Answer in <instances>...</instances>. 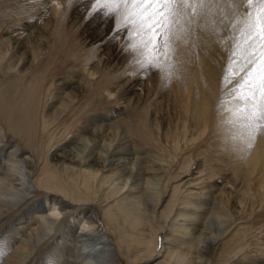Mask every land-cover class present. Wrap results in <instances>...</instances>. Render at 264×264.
<instances>
[{
  "label": "rangeland",
  "instance_id": "1",
  "mask_svg": "<svg viewBox=\"0 0 264 264\" xmlns=\"http://www.w3.org/2000/svg\"><path fill=\"white\" fill-rule=\"evenodd\" d=\"M66 1L67 0H63V4L65 8H67L66 10H71V8L67 7L68 5L72 8L74 7L73 13L75 15L72 14V21L77 20V26H81L80 24L82 22L80 21H83L82 27L83 24L84 27H80L81 29L78 28L80 30L79 35L78 33L75 34L74 30H71V26H69L72 25L71 18L67 20L65 18V20H63V14L51 24L47 23L48 14L43 11V6H41V3L37 0H0V47L8 48V46H11L12 44L15 47L14 51L1 63V68L6 70L8 64H10L16 55L18 56V53L23 54L22 67L27 62L31 61L32 54L38 55L37 66H35V73L37 75L33 74L36 79L31 76L23 81H20V75L15 74L13 70L10 71L8 68L7 70L9 72H7L4 76H1L0 74V100L3 102L5 100V103L8 105V112L5 111V108H2L1 112H3L5 117L8 119L9 117H13L15 121H20V124L18 123V126H16L18 134L35 135L36 142L35 146L32 145L31 148L29 146H24V142L22 143L17 138H10L12 140H16L17 144L22 147V150H25L23 153H27V151L34 152V154L40 159L38 166L40 170L46 165L49 169V174H58L61 178L65 177L63 181L65 183L66 178L72 176L73 174L63 172L64 167L60 164H69V160H64L63 155L65 154L64 152H67L69 147L75 142L73 137L79 133L80 136H84V138L91 143L98 135L93 134V130H91L90 127L85 128V125L90 118L96 117L95 119H98L106 114L113 117L115 116L114 113L119 115L125 112L126 118L129 119L132 128L126 132L125 135L117 137L115 140L117 144L126 145L129 148L139 147L137 149V157L139 158H143L147 154L149 156H153L159 153L163 156L165 164L167 163L168 165L169 161L173 157L176 158L175 163L168 168H172L169 172L168 178H170V180L168 183L165 182L167 181V178L165 181L164 178L161 180H151L154 184L158 182V187H163L162 204L158 208L156 214V230H158L157 233L159 234L154 255L150 258V260L148 259L149 261L145 260L144 257L146 255L142 256V259H139L137 262L135 261L133 264L164 263L167 250L170 245H168V243L166 244V242L164 243L163 241L166 234V230L163 228L165 227L167 229L166 226L169 223L167 224L168 219L165 221L166 215L160 217V213L164 211L168 204L171 203L172 205L173 202H170L171 196L173 194L174 187L178 185L179 187H183L181 192L183 196L187 194L184 190L188 189L193 192H197L196 194L201 193L214 196L219 194L218 190L220 188L227 187L226 191H230L233 194L227 203V208L229 210L230 217L235 221V226L234 228L231 227L230 229L232 230L229 229L230 234L224 237L217 244L218 248L216 247L217 250H215V254L219 251L224 253L231 252L235 246L234 242L245 237L243 239V241L245 240L244 250L250 252L258 250L259 252L257 254L263 253L264 256V252H260L264 249V159H261V157H263L261 155H264V145L262 144V142L264 143V124L259 127L245 128V121L242 118L245 108H247L250 112L255 111L256 104L264 100V94H262L259 90V85L261 81L264 80V25H261L258 19L261 15H264V5L256 2H253L252 4H248L246 2L241 4L239 3V0H217L218 2L215 0L213 3L206 2L202 4L209 6L210 8L213 7L215 3L219 4H215L213 7L215 12L211 9L209 11V7H203L202 5L196 6H202L204 11L202 10V7L200 9L192 8V10H195L194 12H197L196 10H198L202 14L200 15L199 12L194 14L193 12L195 17L192 18L194 21L196 19L198 20L200 16V20L198 21H202L200 22L202 28H200L198 21V24H194L193 21H191L192 25L194 24L193 26H196L197 24V28H195V30L201 31V29H204V26L207 27L209 23L207 32L210 33L208 35L205 33V29V31L202 30L201 33L203 34V38L201 39L208 43L211 41L210 39L215 38V42L213 41L214 39H212L213 42L211 41V43L216 46V50L211 52L209 55L210 57H207L206 65L203 66L199 72L200 80L198 84L201 89L203 88L204 90L202 89V91L199 92V89L195 90L196 87L194 86L190 106L192 111L191 113H189V111L188 113H184L181 109L180 103L176 102L173 98L172 76L174 75H171V72H169V67L162 70L156 65L157 67L155 70H150L146 79L150 82V85H147L150 92L144 96L142 101L138 103H135L133 99L139 95V89H132L128 87L124 81H122V77L129 74L127 70L128 68L124 67L127 65L129 60H133V58L136 57L135 54H137L136 50L138 46V38H141V35L143 36L148 32L142 28L141 21L136 17L142 10L145 9L144 7L146 5V7H149L148 2H144L145 6H142L141 10H139L140 8L137 9V13L135 14L136 16H133L135 18H129V16L123 12L125 11L124 7H126L127 4L124 5V7L110 4L111 8L105 4H98L99 9L97 10L96 6L98 7V5H96L97 3H95V0H91V2L87 5H84L86 0H79V2L78 0H68L70 4ZM79 3L82 4L80 5ZM75 5L78 10H76L77 8ZM184 5L189 6L188 9H190V6H194V3ZM88 6H90V9ZM169 6L171 5H162V7L166 9V13ZM115 7L120 10L119 14H117L118 12L117 9L115 10ZM205 7L207 11L205 10ZM80 8L85 10L82 11ZM93 8H95V12L92 11ZM100 8L103 10H100ZM121 8L124 10L122 9V11ZM192 10L190 12L193 17L194 15L192 14ZM110 11H115L116 13ZM104 12L107 15H103ZM165 12H162V20L160 22V24L162 23V28L159 29L160 31L162 29L164 30V41H162V44H165V40L170 38L168 33L172 30V28L173 30L177 28V25H173L169 28V23L171 24L174 18L170 17L171 14L163 16ZM203 12H207L204 13L207 17L203 15ZM208 13L210 17H208ZM111 14H115V17H111ZM80 15L81 17L86 16L87 19L85 17L80 19ZM95 15H99V17H96ZM201 16L203 18H201ZM120 17H123V19L121 18L122 24L119 23ZM103 18L105 22L109 24V28L104 35L106 38H100L101 35L99 37L97 34H94L93 29L89 27L91 25L93 26V24H90L94 23L92 21H95V23L100 22ZM166 18L167 20L165 21ZM124 19H126V23L124 22ZM203 19L207 22L206 24ZM184 20L186 22L187 18ZM184 20L182 23H184ZM210 20L213 21L211 22ZM111 21H113V24H110ZM248 21L257 25L252 30L251 36L248 34L249 28L246 25V22ZM174 24H178V22H174ZM165 25H168V27ZM120 26H122V28ZM114 27L115 29L113 30ZM113 31L118 32V44L116 43L117 37L114 36L115 33H113ZM37 34H42L44 36L39 44L35 42L36 37L38 36ZM206 34L207 40L205 39L206 37L204 38ZM31 38H34V43ZM216 39L221 43H219ZM253 40H255V44L252 43ZM8 41H10V43H8ZM27 41L30 42L28 47V44L26 43L25 45L24 43ZM103 44L106 47V50L104 51L106 53L102 56V60H104L105 64L103 67L101 66L102 63L100 64L99 76H97L96 79L91 80V78L87 77L83 72V69L85 68L84 62L87 61V58L91 53V50H89L90 46L97 47L98 45V47L102 49ZM219 44H222V46ZM126 45L133 50V53L125 50ZM191 46L189 49L193 47ZM39 49H41L42 52L39 51ZM192 49L189 51L192 52ZM108 50L109 53H107ZM194 51L196 54L198 53L197 50ZM146 52L148 54V51H145L144 53L150 60ZM149 52L151 59L157 61L158 64H161L159 59L161 60L163 58V51L160 50L159 52H155V49H151ZM196 54H194L195 59L197 56ZM195 62L197 63V60H195ZM141 71V69L137 68L136 74L145 80V76L141 73ZM41 74H43V78ZM39 75L40 78L37 80ZM120 75L123 76L118 78ZM128 77H130V75ZM78 81L85 82L89 90L78 89V105H76L74 109H70L69 113L63 117V120L58 125L53 126L49 133L43 134L41 132V122L44 120V116H46L48 112L46 110L50 106V103L53 104V102L59 97V94L63 93L62 90H64V88H79L77 87ZM159 81L161 82L158 83ZM238 82H242V85H245V89L241 84L240 87L242 88H237ZM122 84H124V86H121ZM252 87L257 88L255 92V100H249V103L244 105L241 100L237 98L252 97L253 92L250 91V88ZM239 90H241L242 94L239 93ZM202 92H204V95ZM107 93H112L114 95V99H109ZM234 95L236 97H234ZM169 96H172V98H169ZM206 97L208 99L211 98L208 103L207 112L204 113V115H199L198 113L202 110L200 112H195L194 108L199 107L201 99ZM193 98L195 99L194 101ZM224 98L227 100H224ZM148 100L153 102H149ZM154 100L157 101L156 103L160 101L163 102L164 100L165 102L163 104L162 102H160L161 104H157L154 111V108L150 106L151 103L156 104ZM170 101L173 103L171 104ZM124 104L129 105L124 106ZM192 105L194 106L192 107ZM224 106L226 112L228 111L226 114L224 112L225 110L222 108ZM229 108H232V111ZM163 109L165 111H163ZM229 112H231V114L228 115L230 117L227 116ZM189 114L191 115L189 116ZM24 120L25 123H23ZM97 123L102 125L105 122L99 121ZM35 127L37 132H35ZM107 133L108 132H104L102 136ZM256 144H258L259 148H262L258 150L257 156L254 157L248 165L244 164L250 154V151L257 146ZM261 144L263 146H261ZM47 151L51 167L43 161V156L45 158ZM95 157L97 159L98 155ZM144 160L145 159L138 160L139 162H137L136 165H139ZM94 161L92 163H94ZM53 164L59 165L54 167ZM53 168H56L57 171ZM183 170L186 171L184 172ZM249 180L252 181L250 182ZM131 182L141 183V181L133 180H131ZM191 185L193 187H190ZM239 186L242 187L240 191L237 190ZM110 194H112L111 191H104L97 194V203L93 206L95 211L94 217L96 220L101 221L105 211L109 210L112 205H115V200L113 201L114 197L105 201V198ZM234 194H236L235 197ZM236 196L243 199V206L239 204V198L236 199ZM39 198L40 197L32 198L29 202H33ZM183 198L184 197H181L182 200L190 201L192 203L203 200V196L199 195H195L193 197L188 196V200ZM22 210L15 213L9 222H13L14 219L21 214ZM179 223L183 222L180 221ZM216 223V220H214L212 225H209V230L206 231L210 236V240H212L216 235ZM78 228L79 223H77L76 226L77 231H79ZM109 237L113 243L116 242L113 234H109ZM49 245L50 244L45 246L46 248L42 247V255L45 250L49 249ZM119 247L121 252L116 253V255L121 264H131L134 258V253L130 251L126 254L124 246L119 245ZM135 247L136 246L134 245L132 248L134 249ZM170 248L174 247L171 246ZM211 256V254L210 256L206 255L212 263L213 261ZM259 256L262 257V255ZM258 259L260 258L258 257ZM44 262H39L38 264H45ZM210 262L208 264H210Z\"/></svg>",
  "mask_w": 264,
  "mask_h": 264
},
{
  "label": "bare ground",
  "instance_id": "2",
  "mask_svg": "<svg viewBox=\"0 0 264 264\" xmlns=\"http://www.w3.org/2000/svg\"><path fill=\"white\" fill-rule=\"evenodd\" d=\"M37 1L41 3V6H43V11L48 14L47 23L49 24L55 21L62 14L64 16H61L63 20H65V18L66 20L71 18L73 16L72 14H74V7L72 8L70 5H68L70 0L66 1L68 2L67 7L71 8L69 11L66 10L67 8H65L63 0ZM90 2L91 0H86L84 5H87ZM144 2H148L149 7H146L147 5L145 6ZM144 2H141V0H120L119 3H113L115 4L114 6L120 5L123 7L127 4L126 7H124L125 11H123V8H121V10L123 9L122 11L125 12L129 18H135L133 16L137 13V9L140 8L139 10H141V7L145 6V9L143 8L144 10H142L141 13L139 11L140 14L135 16L141 21L142 28L148 31L143 36L141 35V38H138L139 40L136 50L137 54H135L136 57H134L133 60H129L127 65L124 67L128 68L127 70L129 74H126L125 77L120 75L118 78L122 77V81H124L128 87L136 90L139 89V95L133 99L135 103H138L142 101L144 96L150 92L147 86L150 85V82L149 80H146L148 73L152 69L150 65L155 63L158 68L162 70H165L167 67H169V72H171V75H174L172 76L173 98L176 102L180 103L181 109L184 113H188V111L191 113L192 108L190 106L192 100V90L194 89V86L196 87L195 90L199 89V92H201L203 89H201L200 85L198 84L200 80V69L206 65L207 57L211 54V52L216 50V46L211 43L212 39H214L213 41L215 42V38L210 39L211 41L209 40L210 42L208 43L201 39L203 38V34L201 33L202 30L205 29V33L209 35L210 32H207L209 23L207 27L204 26V29L199 31L195 30V28H197L198 23L200 24V22H202L198 21L200 20V16L198 20H194L196 22H194L192 19L195 17V13H200L198 10H196L197 12H194L195 10H192V8L200 9L202 6L204 7L206 5H202L200 3H194V6L191 5L190 9L192 10V14L194 12L193 17L191 16V10L188 9L189 6L184 4H173L169 6L167 13L165 12L163 16L171 14V16H169L173 17L174 19L173 22L170 21L171 24L169 23V28L173 25H177V28L174 30L172 28V30L168 33L170 38L165 40V44H162V41H164V30L162 29L163 31H160L159 29L162 28V23L160 24L162 20V12H160V9L163 7L160 4L152 3L151 0H144ZM79 4L81 5L82 3ZM196 5L202 6L197 7ZM108 6L110 7V4ZM89 7L90 6H88V8ZM203 7L202 10L204 11ZM213 7H209L208 10H213ZM96 8L98 10L99 5L98 7L96 6ZM176 8L180 9L179 14L173 11ZM94 9L95 8H93L92 11H94ZM101 9L102 8H100V10ZM116 9L118 12L117 14H119L120 10L115 7V10ZM76 10H78V8ZM83 10L85 9H82V11ZM213 11L215 12V10ZM105 12L103 15L107 13ZM204 13L207 12H203V15ZM111 15V17H113L115 14ZM200 15L202 14L200 13ZM204 16L207 17V15ZM83 17L87 19L86 16ZM83 17L80 15V19ZM96 17H99V15ZM123 17H120L119 23H121ZM208 17H210L209 13ZM186 18L187 21L185 22L184 19ZM201 18L203 17L201 16ZM125 20L126 19H124V22ZM166 20L167 18L165 21ZM183 20L184 23H182ZM203 20L205 22V19ZM76 21H72V25L69 26H71V30H74L75 34L78 33L79 35L80 30L78 28L82 27L83 21H80L82 22L80 24L81 26H77ZM191 21H193L194 24L197 23V21L198 23L196 26H193L194 24L192 25ZM210 21L212 22L213 20ZM92 22L94 23L90 24H93L94 27L92 25L89 26L90 24L86 26L92 28L94 34H97L99 37L101 35L100 38H103L109 28V24L105 22L104 18L100 22ZM112 22L113 21H111L110 24H113ZM174 22H178V24H174ZM206 23L207 22H205V24ZM120 27L122 28V26ZM166 27H168V25ZM200 28H202L201 24ZM114 29L115 27L113 30ZM113 33H115L114 36L117 37L116 43L118 44V32L113 31ZM207 34L204 36V38L207 36ZM42 38H44L42 34L38 35L35 42L39 44ZM205 39L207 40V37ZM88 40L91 41L90 39ZM8 43H10V41H8ZM24 43L25 45L27 43L28 47L30 42L27 41ZM98 45L97 47L90 46L89 50H91V53L89 54L87 61L84 62L85 68L83 69V72L87 77L91 78V80H94L97 76H99L100 64L102 63V67L105 64L104 60H102V56H104L106 53L104 52L106 47L103 44L101 49L98 47ZM160 45H164L163 48L159 49V51H163L162 54L164 55L161 60L159 59L161 64H158L157 61L152 60L151 56H149L151 52H149V50L157 49ZM219 45L222 46V44ZM190 46L193 48H191L193 50L192 52L189 51L191 50L189 49ZM14 49L15 47L13 44L8 46V48L0 47L1 76H4L7 72H9L7 70L8 68L10 71L13 70L15 74L20 75V81H23L31 76L36 79L33 74H36L35 66H37L38 62L37 54H32L31 61L27 62L22 67L23 54H19L17 52L18 56L16 55V57H14V59L6 67V70L1 68V63L14 51ZM194 50H197L198 53L196 54ZM39 51L42 52L41 49H39ZM145 51H148V54L147 52L146 54L150 60L146 57L144 53ZM107 53H109V50ZM193 53L197 56L200 53V55L198 57L196 56L195 59ZM195 60H197V63ZM137 68L142 70L141 73L144 74L145 80L136 74ZM129 75L130 77H128ZM41 76L43 78V74H41ZM39 78L40 75L37 77V80ZM160 82L161 81L158 83ZM240 84L242 85L243 83L238 82L237 88L240 87ZM121 86H124V84ZM77 87L79 88H64V90H62L63 93L59 94V97L53 102V104L50 103V106L46 110L48 112L46 116H44V120L41 122V132L43 134L49 133L53 126L58 125L63 120V117L69 113L70 109H74V107L78 105L77 90H87L88 88L87 84H85L83 81H78ZM241 88L242 87H240V89ZM239 91V93H241V90ZM203 93L204 92H202V94ZM107 94L109 99H114V95L112 93ZM234 97L236 96L234 95ZM169 98H172V96H169ZM225 99L226 98H224V100ZM194 100L195 99L193 98V101ZM209 100H211V98L208 99L206 97L201 99L199 102V107H195L194 111L200 112L202 110L198 114L204 115V113L207 112V107L209 105L208 103L210 102ZM148 101L150 102L151 100ZM154 101L155 103L157 102L156 100ZM160 102L156 104H150V106L154 108V111L155 106H157V104ZM164 102L165 100L162 102V104ZM172 103L173 102H171V104ZM128 105L129 104H124V106ZM193 106L194 105H192V107ZM2 108H5V111L8 112V105L5 103V100L4 102L0 100V253H2V255H0V264H38L39 262L42 263L44 261L45 264H121L119 258L116 255V253L121 252L119 245L124 246L126 254H128L130 251L134 253V258L131 264L135 263V261L137 262L139 259H142L141 257L145 255V260H150V258H152L154 255L159 234L157 233L158 230H156V214L163 200V187H158V182L154 184L151 182V180H161L164 178L165 181L167 178V181L165 182L168 183L170 180V178H168L169 172L172 170V168H168L175 163L176 158L173 157L169 161L168 165L167 163L165 164L163 156L159 153L153 156H149L147 154L145 157L139 158L137 157V149L139 147L129 148L126 145L117 144L115 141L117 137L125 135V133L132 128L129 119L126 118L125 112L119 115L114 113L115 116L113 117L109 116L108 114L99 117L98 119H95L96 117H92L87 121L85 128L90 127V129L93 130V134H97L98 136L93 139L94 141L91 143H89L88 140L84 138V136H80L79 133L73 137L75 142L69 147L67 152H64L65 154L63 155L64 160H69V164L64 165L59 163L64 167V169L62 167L63 172L73 174L72 176L66 178V182L64 183L63 181L65 177L61 178L58 174H49L50 172L46 165L40 170L38 168L40 159L34 154V152L27 151V153H23L25 150H22V147L17 144L16 140H12L17 138L22 143L24 142V146H29L32 148V145L35 146L36 136L32 134H18V129L16 126H18L20 121H15L13 117H9V119L6 118L5 114L1 112ZM222 108L224 109L225 106ZM229 109L231 110L232 108ZM163 111L165 110L163 109ZM224 112L226 114L228 111L226 112L225 110ZM229 114H231V112H229L227 116ZM190 115L191 114H189V116ZM99 121L105 123L100 125L97 123ZM23 123H25V120ZM35 130V132H37L36 127ZM104 132L108 133L102 136ZM262 144L264 145L263 142ZM262 144L261 146H263ZM256 145L257 146L250 151V154L246 159L247 163L245 162L244 164L248 165V163H250V161H252L253 158L257 156L258 150L262 147L259 148L258 144ZM47 150L49 151L48 148ZM48 151L45 154V158L43 156V161H45V164L50 166L51 164L48 159ZM96 155H98L97 159L95 157ZM261 156L260 157L263 160L264 155ZM141 159L145 160L140 164L138 163L139 165H136V163L139 162L138 160ZM93 161L94 163H92ZM59 164H53V166L56 167ZM53 169L57 171L56 168ZM183 171L185 172L186 170ZM131 180L141 181V183H132ZM249 181L251 182L252 180ZM190 187L193 186L191 185ZM182 188L183 187H179V185L174 187L170 200V202H173L172 205L171 203L168 204L164 211L160 213V217L166 215L165 221L168 219L167 224L169 223L166 226L167 229L165 227L163 228L166 230L163 241L164 243L166 242V244L168 243L170 247H174H169L167 250V255L165 256V261L163 264H208L211 260H209L206 255L210 256V254L212 255L211 258L213 261L212 263L210 262V264H264L263 253L257 254L259 252L258 250L253 252L244 250L245 240L243 241V239L245 237L234 242L235 246L231 252L224 253L219 251L217 254H215V250L218 248L217 244L224 237L229 235V231L232 230L230 228H234L235 226V221L230 217L229 210L227 208V203L233 194L230 191H226L227 187L220 188L218 190L219 194L214 196L201 193L196 194L197 192H193L190 189L184 190L187 194L183 196V194H181ZM240 189H242L241 186L237 188L239 191ZM104 191L112 192V194L105 198V201L114 197L113 201L115 200V205H112L109 210L105 211L104 215L102 216L103 219L100 221L96 220L94 217L95 211L93 206H95L97 203V194ZM195 195L203 196V200L192 203L190 201H184L181 199V197H184L183 199L188 200V196L193 197ZM235 195L236 194H234V197ZM35 197L40 198L33 202H29ZM238 198L239 197L236 196V199ZM238 202L241 206H243L242 198H239ZM20 210H22L21 214L14 219V223L9 222L11 217ZM214 220L217 222V229L215 230L216 235L214 238L211 237L213 239L210 240V236L206 231L209 230V225L211 226ZM180 221L183 223H179ZM77 223H79V231L76 230ZM109 234H113L115 236V243L111 241ZM48 244H50L49 249L47 248L48 250H45L42 255V247H45ZM134 245L136 247L133 249L132 247ZM260 252H264V249H262ZM259 255H262V257ZM258 257L260 259H258Z\"/></svg>",
  "mask_w": 264,
  "mask_h": 264
},
{
  "label": "snow or ice",
  "instance_id": "3",
  "mask_svg": "<svg viewBox=\"0 0 264 264\" xmlns=\"http://www.w3.org/2000/svg\"><path fill=\"white\" fill-rule=\"evenodd\" d=\"M120 0H95V3L97 4H113V3H119ZM141 2H144V0H141ZM152 3L160 4L163 6L167 5H181V4H193V3H206V2H215V0H151ZM248 3L252 4L253 2L259 3L264 5V0H239V3ZM165 8H161L160 12H165ZM173 11H175L177 14L180 13V9L176 8ZM259 22L261 25H264V15H261L259 18ZM158 23V22H157ZM246 25L249 28V36L252 35V30L257 26L255 23L248 21L246 22ZM253 44H255V40L252 41ZM163 45H160L155 51L159 52V49L162 48ZM125 50L127 52H131L132 49L129 48L127 45L125 46ZM150 67L155 70L156 69V64L152 63ZM166 78V77H165ZM255 83V82H254ZM257 88L252 87L250 88V91L253 92L252 97H240L239 99L244 105H247L249 103V100H255V92ZM259 90L261 91L262 94H264V80L261 81L259 85ZM243 120L245 121V128H252V127H259L260 125L264 124V100H262L260 103L256 104L255 106V111H248L247 108H245L244 113H243ZM2 255V253H0Z\"/></svg>",
  "mask_w": 264,
  "mask_h": 264
}]
</instances>
